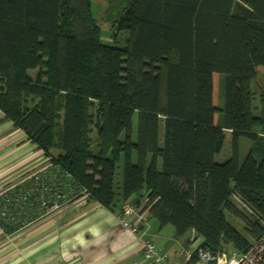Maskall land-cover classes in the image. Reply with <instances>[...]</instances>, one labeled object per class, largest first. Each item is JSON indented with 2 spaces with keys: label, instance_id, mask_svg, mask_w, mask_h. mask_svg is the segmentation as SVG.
<instances>
[{
  "label": "trees",
  "instance_id": "obj_1",
  "mask_svg": "<svg viewBox=\"0 0 264 264\" xmlns=\"http://www.w3.org/2000/svg\"><path fill=\"white\" fill-rule=\"evenodd\" d=\"M93 1L0 0V110L90 201L116 211L141 196L186 245L248 250L264 234V0H107L123 47L102 42Z\"/></svg>",
  "mask_w": 264,
  "mask_h": 264
},
{
  "label": "crops",
  "instance_id": "obj_2",
  "mask_svg": "<svg viewBox=\"0 0 264 264\" xmlns=\"http://www.w3.org/2000/svg\"><path fill=\"white\" fill-rule=\"evenodd\" d=\"M224 131L226 142L227 132L231 141V130ZM228 148L216 156L218 161L230 156L231 146ZM71 181L0 110V201L22 195L31 199L30 203L20 202L19 212L13 208L16 222L11 233L0 224V264H132L143 260L144 240L153 241L161 253L181 262L178 251L186 244L175 229L166 232L158 223L152 225L149 214L148 227L133 232L122 222L123 200L116 211L109 210L90 201ZM140 198L129 200L142 205ZM43 199L48 207L41 206ZM54 202L59 204L57 208L52 207ZM24 203L29 206L27 212L22 211ZM18 220L23 223L16 228ZM164 232L168 234L162 236Z\"/></svg>",
  "mask_w": 264,
  "mask_h": 264
},
{
  "label": "built area",
  "instance_id": "obj_3",
  "mask_svg": "<svg viewBox=\"0 0 264 264\" xmlns=\"http://www.w3.org/2000/svg\"><path fill=\"white\" fill-rule=\"evenodd\" d=\"M86 193V190H83ZM235 199L247 206L236 195ZM27 195L21 197L7 198L2 205V211L7 212V208L12 204L14 209L19 212L20 202H29ZM10 203V204H9ZM30 203V202H29ZM9 204V205H8ZM49 202L46 199L41 200L43 208L48 207ZM32 206V204H31ZM59 204L54 202L52 207L57 208ZM150 213L145 209V203L137 205L130 200H126L122 205V222L125 226L130 227L133 232L148 227V215ZM139 218L138 222H133V219ZM196 240L188 245H181L178 251L181 257V262L172 259L168 254L161 253L151 240L142 241L143 260L141 262H133L132 264H264V234L246 251H233L229 255H222L213 251L208 247H203L200 244L194 246Z\"/></svg>",
  "mask_w": 264,
  "mask_h": 264
},
{
  "label": "rangeland",
  "instance_id": "obj_4",
  "mask_svg": "<svg viewBox=\"0 0 264 264\" xmlns=\"http://www.w3.org/2000/svg\"><path fill=\"white\" fill-rule=\"evenodd\" d=\"M107 6V0H94L92 3V12L93 15L98 19V23L101 26V40L103 43L105 44H117L120 47H123L127 44V38H128V34L127 33H119V35L117 36L116 39H114L112 37V33H113V29H112V21L111 19L107 18L108 17V13L106 12V7ZM224 82H225V76L221 75L220 76V93H221V100L223 98L222 93L224 90ZM264 86V68L263 67H259L258 71H257V76L255 78L254 81H252V89L255 92V100L254 103L255 105L259 106L260 105V91H261V87ZM133 123L134 125L137 124V114H134L133 116ZM94 134H92L93 136ZM228 135V141L224 144V147L222 149V153L219 155H223L224 153H226V151L229 149L228 147L231 146V141L230 139V134L229 132H227ZM124 138V136H122V139ZM232 139V138H231ZM252 141L245 137L242 136L239 139V154H240V159L243 161L244 158L247 156V154L249 153V148L251 145ZM228 148V149H227ZM122 181H123V164L120 163L117 170H116V174H115V179H114V189L116 191V201H119L121 198V190H122ZM235 202L239 205L240 208H246L244 205H242L241 203H239L235 197L233 196ZM125 202V201H124ZM123 202V203H124ZM245 210V209H243ZM247 210V211H246ZM246 212L250 213V210H248L246 208ZM233 221H235L236 226L239 229H242L243 227V221H241L240 219L235 218L234 216H230ZM154 223H158L159 222L153 218V222L152 225H154ZM166 232L168 231H172L174 230V227L169 224L166 225L165 227H162ZM158 229V227H157ZM162 236L167 235L168 233H161ZM201 243V238H198L196 240V242L194 243V246H197L198 244ZM234 249H230L228 254H222V255H229L231 252H233ZM221 254V253H220Z\"/></svg>",
  "mask_w": 264,
  "mask_h": 264
}]
</instances>
